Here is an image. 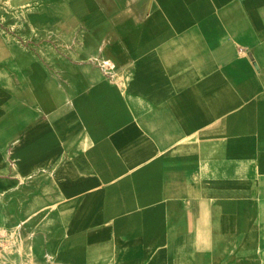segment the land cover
<instances>
[{"label":"crops","instance_id":"crops-1","mask_svg":"<svg viewBox=\"0 0 264 264\" xmlns=\"http://www.w3.org/2000/svg\"><path fill=\"white\" fill-rule=\"evenodd\" d=\"M0 264H264V0H0Z\"/></svg>","mask_w":264,"mask_h":264}]
</instances>
